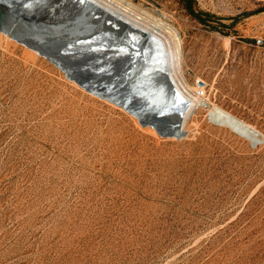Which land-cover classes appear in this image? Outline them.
Wrapping results in <instances>:
<instances>
[{"label":"rangeland","instance_id":"rangeland-1","mask_svg":"<svg viewBox=\"0 0 264 264\" xmlns=\"http://www.w3.org/2000/svg\"><path fill=\"white\" fill-rule=\"evenodd\" d=\"M127 1L178 31L200 103L173 128L155 53L62 41L6 2L61 66L0 31V264H264V0Z\"/></svg>","mask_w":264,"mask_h":264},{"label":"bare ground","instance_id":"bare-ground-1","mask_svg":"<svg viewBox=\"0 0 264 264\" xmlns=\"http://www.w3.org/2000/svg\"><path fill=\"white\" fill-rule=\"evenodd\" d=\"M22 4L27 10L33 9L35 11L36 9L38 19L41 16L42 19L50 21L49 23L55 21L59 25L63 24L67 29L60 31L57 35V37L63 38L62 41H72L74 30L76 36H81L78 37L81 42H85L92 35L95 41L92 39L91 43L107 46L108 54L114 53L113 50L116 48H122V44L127 42L125 41L126 37L133 47H136V55L140 51L143 54L155 53L157 60H159L158 67L154 71L157 74L156 83H152L154 90H158L155 105L159 109H170L171 116L174 117L173 128L181 129L182 115L184 117L185 113L187 115L193 107L200 103L198 99L191 95L190 97L181 89V78L178 70L180 68L182 40L178 31L170 23L154 18L127 0H22ZM39 9H42L41 12ZM75 9L77 10L74 11ZM34 23L36 24L35 21ZM35 28L37 29L36 26ZM143 59L140 56V65L144 64L145 59ZM143 67L146 66L143 65ZM150 71L151 69L146 70L149 77L154 74ZM158 80L161 82L157 83ZM136 82L137 80L134 83L136 84ZM136 108L137 106L134 107V109ZM211 114L219 117L236 130L248 134L253 139L259 135L258 130L252 125L220 107H213Z\"/></svg>","mask_w":264,"mask_h":264},{"label":"water","instance_id":"water-1","mask_svg":"<svg viewBox=\"0 0 264 264\" xmlns=\"http://www.w3.org/2000/svg\"><path fill=\"white\" fill-rule=\"evenodd\" d=\"M9 0H0V31L9 33L13 38L17 39L19 42L25 44L29 48H32L37 51V53L46 56L48 59H50L52 62L55 64L61 66L59 58L57 56L52 55L51 50H46L42 48V43H44V40H41L40 38H33L32 36H22V34H19L18 31L14 30L16 28L14 24V10L10 8V6L7 5L6 2ZM4 17V18H3ZM63 40V38L61 37ZM64 47L62 48L63 52L70 53L69 50L67 49L68 47L66 46V42L63 43ZM64 70L67 68L65 66H62ZM96 79V78H95ZM91 82L87 83L85 82L83 85L88 87L90 86ZM89 85V86H88ZM90 89V88H89ZM152 115H154L157 119H160L161 114H157L156 110L153 111Z\"/></svg>","mask_w":264,"mask_h":264},{"label":"trees","instance_id":"trees-1","mask_svg":"<svg viewBox=\"0 0 264 264\" xmlns=\"http://www.w3.org/2000/svg\"><path fill=\"white\" fill-rule=\"evenodd\" d=\"M188 8L198 19L202 20L203 17L201 16V14H199L198 12H194V10L192 9L191 2L188 4Z\"/></svg>","mask_w":264,"mask_h":264}]
</instances>
